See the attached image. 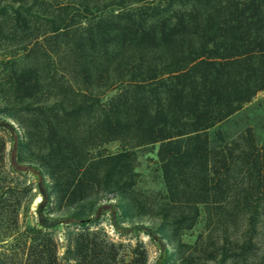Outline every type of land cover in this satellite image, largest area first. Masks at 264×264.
Masks as SVG:
<instances>
[{
	"label": "rangeland",
	"instance_id": "obj_1",
	"mask_svg": "<svg viewBox=\"0 0 264 264\" xmlns=\"http://www.w3.org/2000/svg\"><path fill=\"white\" fill-rule=\"evenodd\" d=\"M50 2L0 0V119L18 132L15 162L21 167H13L11 137L0 126V264H156L159 239L166 248L162 264H264V197L256 185L248 192L217 187L204 198L186 192L175 202L159 143L127 149L134 142L115 139L97 123L94 109L65 115L74 98L70 89L84 87L66 70L70 60L53 57ZM54 65L63 74L56 84ZM116 93L112 86L102 98ZM39 115L52 127L43 135ZM206 134L215 150L229 138H243L264 153V91ZM124 150L133 156L116 158ZM231 180L244 178L235 174ZM42 182L49 195L44 214L59 220L50 229L37 222ZM139 226L158 240L134 229Z\"/></svg>",
	"mask_w": 264,
	"mask_h": 264
},
{
	"label": "trees",
	"instance_id": "obj_2",
	"mask_svg": "<svg viewBox=\"0 0 264 264\" xmlns=\"http://www.w3.org/2000/svg\"><path fill=\"white\" fill-rule=\"evenodd\" d=\"M50 1L46 20L53 57L70 60L66 70L87 89H70V110L76 100L79 103L66 116L94 109L97 123L115 139L126 136L134 142L127 149L159 143L163 177L175 202L186 192L208 197L217 187L248 192L256 185L264 197L262 149L243 138H229L215 150L208 147L206 134L264 91V0ZM37 15L42 18L43 12ZM53 69L56 84L63 74L55 65ZM112 86L118 93L103 100ZM39 117L38 133L43 135L52 127L48 118ZM0 126L10 134L11 163L20 170L15 162L18 132L1 119ZM124 156L133 152L124 150L116 158ZM235 174L244 180L232 182ZM38 189L42 199L37 222L50 229L59 220L44 214L49 198L44 182ZM169 211L176 216L174 207ZM111 217L120 232L113 212ZM134 229L158 240L144 226ZM159 243L156 264L166 258L164 243Z\"/></svg>",
	"mask_w": 264,
	"mask_h": 264
}]
</instances>
